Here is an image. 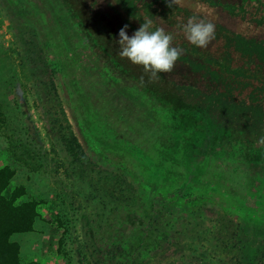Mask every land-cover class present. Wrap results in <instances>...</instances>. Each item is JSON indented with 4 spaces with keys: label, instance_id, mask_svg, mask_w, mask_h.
<instances>
[{
    "label": "rangeland",
    "instance_id": "obj_1",
    "mask_svg": "<svg viewBox=\"0 0 264 264\" xmlns=\"http://www.w3.org/2000/svg\"><path fill=\"white\" fill-rule=\"evenodd\" d=\"M75 68L42 0H0V166L16 170L8 194L24 185L25 197L41 199L34 231L12 237L23 258L37 264H109L96 225L135 219L142 227L156 213L164 214L166 230L173 223L187 227L188 238L228 239L229 253L243 262L264 250L263 189L214 179L155 148ZM54 100L65 107L83 145L79 154L68 151L57 133V118L68 124L61 110L53 114ZM11 137L34 149L35 164L15 159ZM123 188L133 201L120 198ZM186 201H192L189 207L180 206ZM104 207L108 214L102 218L97 213ZM135 210L140 216L120 215ZM92 220L97 224L90 225Z\"/></svg>",
    "mask_w": 264,
    "mask_h": 264
},
{
    "label": "flooded vegetation",
    "instance_id": "obj_2",
    "mask_svg": "<svg viewBox=\"0 0 264 264\" xmlns=\"http://www.w3.org/2000/svg\"><path fill=\"white\" fill-rule=\"evenodd\" d=\"M42 1L75 69L152 146L214 179L264 190V134L255 131L264 132V0H67L77 35ZM192 16L215 25L206 48L192 45L182 31ZM146 18L152 20L150 30L171 33L172 46L181 50L166 73L153 75L118 54V30L127 24L131 35ZM94 52L103 58L91 60ZM126 81L135 84V92ZM234 107L249 112L254 133L233 135L212 121L213 108L227 114Z\"/></svg>",
    "mask_w": 264,
    "mask_h": 264
},
{
    "label": "trees",
    "instance_id": "obj_3",
    "mask_svg": "<svg viewBox=\"0 0 264 264\" xmlns=\"http://www.w3.org/2000/svg\"><path fill=\"white\" fill-rule=\"evenodd\" d=\"M50 106L54 115L60 114L59 110H61L68 124L66 126L59 118L56 119L57 133L64 136L67 150L77 154L84 151L82 143L73 134L65 107L56 100L51 101ZM213 109L210 111V117L216 126L232 129L233 135L254 133L249 128L252 127L249 112L243 113L242 110L234 107L232 111L224 114ZM253 116L258 118V113L254 111ZM64 125L66 130L63 129ZM255 131L264 134L259 128ZM69 135L71 137L68 140ZM10 148L16 160L28 166L35 164L30 161L34 158V149L18 137L10 138ZM15 174L16 170L11 165L0 166V264H37L34 260L23 258L21 244L12 237L18 233L34 231L41 199L25 197L27 191L24 185L15 187L8 194L7 191L11 187ZM121 184L129 186L124 180ZM121 193L122 200H134V196L128 197L126 194L127 189L123 188ZM164 201L166 204L169 203L166 199ZM176 201L173 199L170 202ZM191 202L186 201L180 206L189 207ZM105 210L106 207L97 215L103 218L108 214V212L104 214ZM175 212L174 210L173 213ZM124 213L138 214L135 210V212L124 211L120 215ZM173 213L170 214L173 216ZM163 217V213H156L153 215L154 219L142 227L135 225V219L133 223L118 219L115 227L104 226L102 223L96 225L100 229L99 239L102 240L103 249L108 256L105 262L109 264H264V250H257L253 259H244L243 262L239 254L229 253L233 246L228 239L188 238L185 233L190 234V230L187 227L181 228L177 223L170 224L171 228L166 230L162 225ZM173 218L178 217L173 216ZM91 224H97V222L92 220Z\"/></svg>",
    "mask_w": 264,
    "mask_h": 264
},
{
    "label": "clouds",
    "instance_id": "obj_4",
    "mask_svg": "<svg viewBox=\"0 0 264 264\" xmlns=\"http://www.w3.org/2000/svg\"><path fill=\"white\" fill-rule=\"evenodd\" d=\"M151 25L152 20L146 18L131 35L127 31L129 25H123L115 39L120 46L118 54L153 75L166 73L180 57L181 50L172 46L171 33L161 27L150 30ZM181 28L186 39L199 48H206L215 37V25L195 16L189 17Z\"/></svg>",
    "mask_w": 264,
    "mask_h": 264
},
{
    "label": "water",
    "instance_id": "obj_5",
    "mask_svg": "<svg viewBox=\"0 0 264 264\" xmlns=\"http://www.w3.org/2000/svg\"><path fill=\"white\" fill-rule=\"evenodd\" d=\"M44 2L46 3V5L50 8V10L52 12H54V15L64 24V26L68 29V27L70 28V30H72V32L76 31V26H75V22L73 21V17L74 14L72 12V10L70 9V7L67 5L68 1L67 0H44ZM74 34V33H73ZM75 34L77 35V33L75 32ZM93 59H100L103 58V54L100 52H94L92 53ZM125 85L128 87V91L129 92H135V84L134 83H130L128 81L125 82ZM142 94H139V100L144 102L147 99L144 97L142 98Z\"/></svg>",
    "mask_w": 264,
    "mask_h": 264
}]
</instances>
